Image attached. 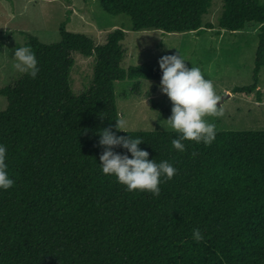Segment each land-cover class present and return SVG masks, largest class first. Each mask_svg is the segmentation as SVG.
<instances>
[{
    "label": "trees",
    "instance_id": "trees-1",
    "mask_svg": "<svg viewBox=\"0 0 264 264\" xmlns=\"http://www.w3.org/2000/svg\"><path fill=\"white\" fill-rule=\"evenodd\" d=\"M112 14L130 16L133 31L164 33L215 29L204 24L213 0H99ZM59 25L61 39L46 43L26 34L39 73L22 74L0 89V143L8 149L15 180L0 190V264H264V130L217 131L208 146H171V131H120L139 136L156 162L177 172L159 196L125 190L101 173L97 128L120 119L115 85L125 79H160V68L123 67L126 32L117 28L104 44ZM260 24L252 85L264 67V6L257 0H223L217 33ZM3 43L0 42V47ZM95 56L93 78L81 93L71 86L73 53ZM115 131V128L113 127ZM117 152L127 150L114 147ZM195 153V155H193ZM129 155H131L129 153ZM199 228L203 239L191 238Z\"/></svg>",
    "mask_w": 264,
    "mask_h": 264
},
{
    "label": "rangeland",
    "instance_id": "rangeland-1",
    "mask_svg": "<svg viewBox=\"0 0 264 264\" xmlns=\"http://www.w3.org/2000/svg\"><path fill=\"white\" fill-rule=\"evenodd\" d=\"M68 10L72 11L68 29L91 37L96 44H104L113 30L124 29L126 36L122 44L126 56L122 65L126 69L139 64L160 68L159 57L179 52L188 67L199 66L206 78L213 81L220 96L218 107L223 108V115L205 117L216 124L218 131L264 130V67L259 74L260 101L256 90L234 91L254 82L260 24L249 23L243 30H222L218 34L223 0H213L203 22L213 24L215 29H207L203 34L133 31L130 16L106 12L99 0H0V42L3 43L0 89L14 84L23 74L13 67L12 55L15 47L25 45L26 34L38 36L46 43L59 41V25L66 19ZM73 56L76 62L71 72V86L78 94L92 81L95 56L85 57L78 52ZM160 79H125L116 83L119 117L125 121L128 131H167L159 121L170 116L172 102L161 92ZM7 105V98L0 94V111Z\"/></svg>",
    "mask_w": 264,
    "mask_h": 264
},
{
    "label": "clouds",
    "instance_id": "clouds-1",
    "mask_svg": "<svg viewBox=\"0 0 264 264\" xmlns=\"http://www.w3.org/2000/svg\"><path fill=\"white\" fill-rule=\"evenodd\" d=\"M257 3L264 6V0H257ZM13 52V67L35 79L40 68L31 47H15ZM185 60L180 52L165 54L158 59L162 72L159 87L172 102L170 116L159 122L164 130L176 133L171 139V146L181 153L186 150L185 141L210 145L216 139L218 129L205 117L223 115V108L218 107L220 96L213 81L206 78L199 66L192 64L188 67ZM96 131L99 134L98 144L103 148L99 156L101 173L114 176L126 191H147L159 196L160 185L176 174L177 168L168 160L156 162L154 158L149 159V152L139 146L144 141L139 136L117 134L120 131L129 133L123 119H116L114 126L97 128ZM116 146L127 151L117 152L114 150ZM7 159V146L0 143V190H7L15 183L8 172ZM191 238L199 242L204 237L199 228H194Z\"/></svg>",
    "mask_w": 264,
    "mask_h": 264
},
{
    "label": "crops",
    "instance_id": "crops-1",
    "mask_svg": "<svg viewBox=\"0 0 264 264\" xmlns=\"http://www.w3.org/2000/svg\"><path fill=\"white\" fill-rule=\"evenodd\" d=\"M225 30V29H224Z\"/></svg>",
    "mask_w": 264,
    "mask_h": 264
}]
</instances>
